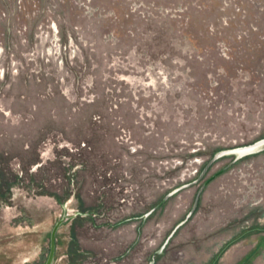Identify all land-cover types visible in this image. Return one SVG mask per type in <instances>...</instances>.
<instances>
[{
    "label": "rangeland",
    "instance_id": "obj_1",
    "mask_svg": "<svg viewBox=\"0 0 264 264\" xmlns=\"http://www.w3.org/2000/svg\"><path fill=\"white\" fill-rule=\"evenodd\" d=\"M56 224L51 264H264V0H0V264Z\"/></svg>",
    "mask_w": 264,
    "mask_h": 264
},
{
    "label": "water",
    "instance_id": "obj_2",
    "mask_svg": "<svg viewBox=\"0 0 264 264\" xmlns=\"http://www.w3.org/2000/svg\"><path fill=\"white\" fill-rule=\"evenodd\" d=\"M57 226L58 225L56 224L49 234V251H48V255H47V258L44 264H51L52 256H53V240H54V234H55V230Z\"/></svg>",
    "mask_w": 264,
    "mask_h": 264
},
{
    "label": "bare ground",
    "instance_id": "obj_3",
    "mask_svg": "<svg viewBox=\"0 0 264 264\" xmlns=\"http://www.w3.org/2000/svg\"><path fill=\"white\" fill-rule=\"evenodd\" d=\"M245 151H246V152H247V151H250V148H249V150H246V149H245ZM245 151H244V152H245ZM238 152H240V151H238Z\"/></svg>",
    "mask_w": 264,
    "mask_h": 264
}]
</instances>
